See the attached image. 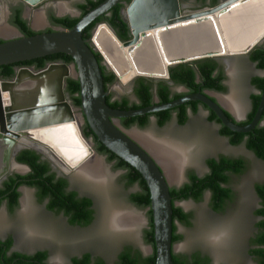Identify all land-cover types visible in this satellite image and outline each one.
Instances as JSON below:
<instances>
[{
	"label": "water",
	"instance_id": "water-1",
	"mask_svg": "<svg viewBox=\"0 0 264 264\" xmlns=\"http://www.w3.org/2000/svg\"><path fill=\"white\" fill-rule=\"evenodd\" d=\"M22 1L29 7H35L46 0ZM122 1L104 0L83 16L78 9L74 10L77 13L75 17L80 19L71 30L60 28L0 42V66L59 53L72 57L74 78L78 79L80 85L81 115L84 122L100 142L143 176L150 191L149 209L152 213L156 264H175L172 259L176 249L173 244V201L170 193L173 184L163 166L129 135L127 129L120 124V119L155 114L199 101L217 116L221 125L233 132L247 133L258 125H263L264 91L256 113L248 124H241L233 116L230 118L228 108L208 91L187 93L166 103H160L155 96V101L147 107L115 109L107 103L109 91L105 89L95 53L102 55L103 64L114 72L118 82L123 85H129L138 77L169 80L170 69L180 63L246 55L261 45L264 41V0H220L216 6L191 12L182 10L180 0H132L123 10L124 18L129 23L130 40L121 41L114 29L103 22L94 28L91 41L87 42L83 38L85 30ZM3 9L0 0V24L3 22ZM13 28L20 32L16 27ZM50 65L58 64L50 63L37 72L44 71ZM59 66L67 68L68 65L61 63ZM0 82L12 81L0 77ZM64 86L65 81L63 92ZM63 97L64 105L71 106L66 100L65 92ZM31 110L44 109L22 110L19 113ZM19 113L13 111L10 101L3 99L0 90V139L6 145L4 156L0 160V167L4 165L0 168V180L13 169V165L23 166L29 171L27 165L16 159L17 151L24 147L16 146V143L25 139L17 131L32 126L24 121L16 125L15 119ZM25 145L36 151H43V147L32 140L25 142ZM255 157L258 158L256 155ZM175 205L179 206L177 202ZM34 251L27 249L25 252L30 254Z\"/></svg>",
	"mask_w": 264,
	"mask_h": 264
},
{
	"label": "rangeland",
	"instance_id": "rangeland-1",
	"mask_svg": "<svg viewBox=\"0 0 264 264\" xmlns=\"http://www.w3.org/2000/svg\"><path fill=\"white\" fill-rule=\"evenodd\" d=\"M79 1L49 0L44 7L31 9L30 12H34L36 15L40 14L41 23L39 26L33 25L28 15L29 11L25 10L24 18L35 31H43L48 28L57 30L60 28L52 27L48 20V13L59 14V3H65L69 10L60 15L77 16L74 10H77L76 4ZM207 7H210L209 2L203 5L197 1H189L184 3L183 9L186 12H191ZM3 15L2 23H7L9 27L13 28L10 23L8 7L3 9ZM21 35L20 32L12 34L11 37L0 35V39H14ZM54 64L61 65L59 62ZM67 68H74V66L73 64L68 65ZM24 69L31 70L26 67ZM227 70L230 71L229 68ZM233 71L230 79L226 77L229 83L228 91L224 94L215 92H211V94L239 117L242 109L246 110L249 106V95L255 91L251 86L250 79L259 71L255 70L246 55H242L236 60ZM74 76V73L65 76L64 81L68 77L74 78ZM14 79L8 81H14ZM128 86L117 82L110 87V91L114 94L115 99L128 97L131 101H136ZM173 88L176 92H185L180 86H173ZM232 94L240 104L239 110H235L223 101ZM66 100L76 113L82 114L80 108L73 106L70 98L66 96ZM205 111L203 109L200 114L191 115L189 123L185 126L177 125L176 120H173L161 128L152 120L145 128L134 126L127 129V132L157 159L168 178V167L159 159V154H163L164 157L168 155L170 160L179 162L182 155H178L173 150L177 148L183 150L185 160L182 163L183 167L181 166V175L172 182L175 187L182 186L186 182L187 171L197 168L201 173L206 172L204 160L208 156L241 157L247 161L246 171L239 176H233L231 180L234 199L223 211L216 212L211 207L209 193L200 202L194 200L177 202L186 212L192 214V224L185 226L178 223V231L183 235V239L175 244V249L178 254L199 252L202 255L211 256L214 258L213 264H256L250 258L249 250L251 239L256 230V210L260 203L254 188L256 184L264 183V161L256 158L254 153L243 144L238 146L229 144L228 139L218 133L219 125L207 121V112ZM84 139L91 142V147L99 158L104 157L96 151L93 140L85 137ZM100 159L103 165L101 172L103 171L104 179L102 182H97L83 177L76 171L65 174L45 155V161L53 164L56 172L72 178L74 189L94 199L97 220L92 227L87 230L70 227L62 216L46 212L44 206L37 201L35 192L31 188L23 187L21 189L22 203L18 209L14 213H10L6 208L0 210V234H13L16 238H21V242L18 243L21 250L35 248L49 251L50 264H70V257L83 250L96 252L103 256L108 264H116L117 254L129 246L140 249L145 255L151 254L152 248L146 244L143 237L149 221L148 211L137 207L129 200L130 193L136 191L137 188H126L121 180L122 172L115 170L113 163H109L105 157L104 160ZM14 172L25 173L26 169L21 166ZM115 213L129 214L135 218L136 222H132L128 228H113L111 220Z\"/></svg>",
	"mask_w": 264,
	"mask_h": 264
},
{
	"label": "trees",
	"instance_id": "trees-1",
	"mask_svg": "<svg viewBox=\"0 0 264 264\" xmlns=\"http://www.w3.org/2000/svg\"><path fill=\"white\" fill-rule=\"evenodd\" d=\"M104 0H86L79 3L76 8L80 11L81 16L88 13ZM128 4L132 0H125ZM185 1V0H181ZM203 5L208 0H197ZM210 7L216 6L219 0H209ZM123 5L118 4L112 8L107 14L96 19L84 32L83 38L90 43L94 28L100 23L110 25L118 38L125 42L131 39L129 33V23L122 15ZM23 5L13 7L10 23L16 27L23 36H32L43 31H34L28 25V22L22 16ZM80 17H57L53 13L48 14V20L52 27H59L71 30L79 21ZM46 32L53 31V28L44 30ZM4 40H0L3 42ZM101 67L105 89L109 88L117 81V76L113 71L109 70L103 64V57L99 52L95 53ZM250 58L256 63L257 68L264 70V45L256 46L250 52ZM64 63L66 65L74 64V60L67 54H54L30 61L19 62L0 66V77L3 80H11L16 76V66H34L36 70L46 68L49 63ZM225 73L216 58H205L201 60L180 63L170 69L169 80H155L152 78L138 77L135 79L134 94L137 101L131 102L127 97L122 99H113L112 94L107 96V103L110 107L120 110L138 109L150 106L154 102L156 95L160 103H166L179 98L186 93L171 92L168 81L176 85L184 86L188 93L204 92L206 90L225 93L227 87L224 85ZM252 84L259 93L252 95V111L249 113L246 121L241 124H248L252 121L256 110L259 106L261 94L264 91V76H255ZM65 92L69 95L73 106L81 108L80 85L78 79L68 77L65 81ZM202 105L199 101L186 103L182 106L171 110L158 112L155 114H146L136 117L120 119V124L125 129L133 126L145 128L150 117H155L157 123L162 126L168 122L173 113L179 124H184L188 118V109L194 113L198 107ZM229 115V113H227ZM229 117H231L229 115ZM264 119V113L262 116ZM209 120L220 124L219 133L228 139L233 146L245 145V147L254 153L258 159L264 161V126H257L247 133L233 132L224 125H221L217 116L210 111ZM83 134L86 138H92L95 143L96 151L103 155L109 163H113V168L122 172L121 180L128 189L137 188L129 195L131 203L142 209H149L151 206L150 191L143 176L129 163L118 157L110 151L98 138L94 135L89 125L86 123L83 128ZM17 161L21 164L29 166L30 171L25 174H15L10 176L0 189V195L4 196L7 201V208L10 213H14L19 206V198L21 193L18 191L20 186H28L36 189V196L39 203L46 202L49 210L56 214L63 213L72 224L88 225L94 218V210L92 209V200L89 198L79 197L75 191L67 190V180L65 178H57L56 173L51 171L49 162L41 160L40 154L31 149L22 150L17 155ZM209 172L199 177L193 171L188 174V181L180 187H171L170 193L173 201V244L180 242L183 235L177 232V224L185 226L192 224V214L186 212L181 206H176L178 201L194 200L200 202L207 193L210 194L211 207L216 212L223 211L226 206L234 199V192L231 188V180L233 176L243 174L247 169V161L241 157H229L220 155L218 158H211L207 161ZM256 193L260 199L259 207L256 210V232L250 243V254L256 264H264V183L255 185ZM3 200H0V205ZM149 226L145 230L144 239L147 245L153 247V252L149 255H143L139 249L134 247H126L119 254L117 264H156V251L154 232L152 224V213L148 210ZM13 243L12 237H8L4 241H0V264H48L47 251H38L34 254H25L20 252H11ZM172 259L175 264H211L209 256H203L199 252H195L192 257L182 254L173 253ZM72 264H105L102 259L92 262L90 254H86L80 258L74 257Z\"/></svg>",
	"mask_w": 264,
	"mask_h": 264
},
{
	"label": "bare ground",
	"instance_id": "bare-ground-1",
	"mask_svg": "<svg viewBox=\"0 0 264 264\" xmlns=\"http://www.w3.org/2000/svg\"><path fill=\"white\" fill-rule=\"evenodd\" d=\"M68 10L65 3H59V14ZM28 15L34 26L40 25V14L37 13L36 15V13L29 11ZM17 32L15 28L9 27L7 23L0 24V35L2 36L11 37L12 34ZM73 73V68L67 69L59 65H50L41 72L22 69L14 81L9 83L0 82V90L3 99L10 101L11 107L15 112L19 113L22 110L37 108L44 109L31 110L24 114L19 113L15 119L16 125L22 124L23 121L27 125H32L17 131L18 134H21L26 139L23 141L29 142V140H32L41 145L44 150L47 149L52 153L50 157H53L55 162L61 164L63 169L75 170L87 179L102 182L104 179L103 171L101 172L103 165L100 158L102 157L99 158L92 149L90 142H86L82 136L80 130L81 116L73 110V107L64 105V77ZM223 101L228 106L235 108V110L240 109V104L233 94L226 97ZM5 150L6 145L0 139V160L1 156H4L3 152ZM173 151L180 156L182 155L179 162L170 160L168 155L164 157L163 154L158 153L159 159L168 167L171 183L176 181L177 177L181 175L182 163L185 160L181 148ZM45 152L47 151L45 150ZM1 166L0 168L2 169L4 165ZM20 167L13 165V169L18 170ZM134 221L135 218L129 214L115 213L113 214L111 225L113 228L123 229L130 227Z\"/></svg>",
	"mask_w": 264,
	"mask_h": 264
},
{
	"label": "flooded vegetation",
	"instance_id": "flooded-vegetation-1",
	"mask_svg": "<svg viewBox=\"0 0 264 264\" xmlns=\"http://www.w3.org/2000/svg\"><path fill=\"white\" fill-rule=\"evenodd\" d=\"M47 1H49V0H46V1H44L43 3H41V4H39V5H37V6H35V7H44L45 6V3L47 2ZM86 0H80L77 4H79V3H84ZM189 1H197V0H185V1H181L180 0V2H181V6H182V10L184 11V9H183V6H184V3L185 2H189ZM198 2V1H197ZM207 2H209V0L207 1ZM122 5H123V9H122V15H123V10L124 9H126L127 8V5H129L128 3H127V1H125V0H123L122 2ZM219 3H220V0H219ZM218 3V4H219ZM1 4L3 5V8H5V7H8L9 9H10V17L12 16V9H13V7H15V6H18V5H20V4H22L23 5V14H22V16H23V18H24V12H25V10L28 12V11H31V9H34L35 7H29L27 4H25L22 0H1ZM76 4V5H77ZM184 12H186V11H184ZM49 14V13H48ZM54 14V13H53ZM55 16H57V17H64L63 15H61V16H58V14H54ZM71 17H75V16H71ZM123 17H124V15H123ZM29 25V24H28ZM30 27V26H29ZM31 28V27H30ZM57 28H59V27H57ZM32 29V28H31ZM34 30V29H33ZM35 31V30H34ZM44 31V30H43ZM0 40H4V39H0ZM264 45V41L261 43V45L260 46H263ZM250 53H248V54H246V56H247V59H248V61L251 63V64H253V66H254V68H255V70H257V71H259V73L258 74H256V75H254L253 77H255V76H264V70H260V69H258L257 68V65H256V63L255 62H253L252 60H251V58H250V55H249ZM240 56H242V55H237V56H228V57H221V58H219V59H216L217 61H218V63L220 64V66L222 67V69L224 70V73H225V80H224V85L227 87V85L229 84L228 82H227V80H226V77L227 78H231V75H233V67L235 66V63H236V60L240 57ZM50 64V63H49ZM48 64V65H49ZM47 65V66H48ZM46 66V67H47ZM30 68V69H33L34 71H39V70H36L35 69V67L34 66H21V65H19V66H16L15 67V71H16V74H17V71L18 70H20V69H22V68ZM227 68H229L230 69V71L229 72H231L232 74H230L229 72H228V70H227ZM42 70V69H41ZM32 71V70H31ZM253 77L250 79V83H251V86L254 88V92L253 93H251L250 95H249V106H248V108L246 109V110H244V109H242V111H241V113L239 114L240 116L239 117H241V118H239L236 114H234L232 111H230L229 109V115L232 117H235V118H237L241 123L242 122H244V121H246L247 120V118H248V115H249V113L252 111V95L253 94H255V93H259L257 90H256V88L253 86V84H252V79H253ZM15 78V77H14ZM13 78V79H14ZM12 80V79H11ZM118 82V80L115 82V83H117ZM114 83V84H115ZM134 84H135V80H134V82H132V83H130L129 84V86L128 87H130L131 88V90H132V92H133V94H134V91H133V89H134ZM168 84H169V86H170V89H171V92L173 93V94H176V93H188V90L184 87V86H181V85H176V84H174L173 82H171V81H168ZM173 86H180V87H182L184 90H185V92H176V91H174V88H173ZM229 86V85H228ZM64 90H65V88H64ZM109 93H111L112 94V97H113V99H115L114 98V94L110 91V88H109ZM206 91H208V92H215V91H209V90H206ZM206 91H204V92H206ZM227 91H228V89H227ZM226 91V92H227ZM225 92V93H226ZM215 93H219V92H215ZM65 94H66V92H65ZM219 94H224V93H219ZM66 96L68 97V98H70L69 97V95L68 94H66ZM155 96L156 95H154V101H155ZM134 97L136 98V101H137V97H136V95L134 94ZM123 98V97H122ZM122 98H120V99H122ZM128 98V97H127ZM157 98V97H156ZM129 99V98H128ZM130 100V99H129ZM131 101V100H130ZM131 102H134V101H131ZM201 103V102H200ZM202 104V103H201ZM81 109V108H80ZM203 109H205L206 111L205 112H207V121L208 122H212V121H210L209 120V115H210V111H208V109H207V107L205 106V105H200L199 107H198V110L194 113L191 109H188V118H187V120H186V122L184 123V124H179V122H178V120H177V118H176V113H173V115H172V117H171V119L168 121V122H166L164 125H162V126H160L158 123H157V119L155 118V117H150V121H152V120H154L155 121V123H156V125L158 126V127H165L167 124H169L171 121H173V120H176V123H177V125H180V126H185V125H187L188 123H189V121H190V116L191 115H198V114H200L202 111H203ZM73 110L75 111V109L73 108ZM76 112V111H75ZM77 114H79V113H77ZM80 116H81V119H82V123H81V128H80V130L82 129V131H81V133H82V136L83 137H85L84 136V134H83V128H84V126H85V124H86V122H84V119H83V116L81 115V114H79ZM230 117V118H231ZM264 121V119H262V122ZM150 123V122H149ZM216 123V122H215ZM83 124H84V126H83ZM216 124H218V123H216ZM219 125V129H218V133H219V130H220V124H218ZM258 126H264V125H258ZM134 127V126H133ZM138 127V126H137ZM220 134V133H219ZM86 138V137H85ZM91 140H92V138H90ZM86 141V140H85ZM87 142V141H86ZM88 142H90V141H88ZM229 142V141H228ZM90 144H91V142H90ZM19 145V147L20 146H24L23 148H20L18 151H17V155L22 151V150H25V149H31V148H29V147H27L26 145H25V141H17V143H16V146H18ZM31 150H34V149H31ZM43 151H36V150H34V151H36L38 154H40V156H41V160H43V161H45V155L47 156V157H49L57 166H59L60 168H61V170L65 173V174H67V173H72L71 171H73V173L75 172V170H65V169H63V167L61 166V164H59V163H57V162H55L54 161V159H53V157H50V156H52V153L51 152H49L47 149H45L47 152H45V150H44V148L42 149ZM17 155H16V159H17ZM220 155H217V156H208V157H206L205 158V160H204V164H205V166H206V172H204V173H201L200 172V170L199 169H197V168H195L194 170H192L197 176H199V177H202V176H204L206 173H208L209 172V168H208V164H207V161L209 160V159H211V158H218ZM50 164V163H49ZM23 165H25V164H23ZM29 167V166H28ZM50 167H51V171L52 172H55L56 173V176H57V178H60V177H62V178H65L66 180H67V182H68V184H67V190L68 191H75L76 193H77V195L79 196V197H84V198H89V199H91L92 200V209L94 210V218H93V220H92V222L90 223V224H88V225H81V224H72V223H70V221H69V219L63 214V213H61V214H56L55 212H53V211H51V210H49L48 208H47V206H46V202H44V203H41L43 206H44V209H45V211L46 212H49V213H51V214H54V215H57V216H62L63 217V219L67 222V224L70 226V227H72V228H76V229H81V230H87V228H90V227H92V225L96 222V220H97V214H96V209H95V201H94V199L91 197V196H89V195H87V194H83L81 191H79V190H77V189H74L73 187H72V178L71 177H69V176H67V175H61L59 172H56L55 171V167H54V165L53 164H50ZM25 169V168H24ZM15 170H17V169H12V170H10L6 175H5V177L4 178H2L1 180H0V189H2L3 188V184H4V182L10 177V176H13V175H15V174H21V175H25V174H27L29 171H30V168H29V171H26L25 173H18V172H14ZM191 171V170H190ZM190 171H187L186 172V182L188 181V174H189V172ZM185 182V183H186ZM23 187H28V186H20L19 188H18V191L21 193V189L23 188ZM29 188H31L34 192H35V196H36V189H34V188H32V187H29ZM254 190H255V188H254ZM255 193H256V190H255ZM256 195H257V193H256ZM21 197H22V194L20 195V198H19V206L21 205ZM257 197H258V195H257ZM36 199H37V196H36ZM0 200H3L2 201V203H1V205H0V210L1 209H7L8 210V208H7V201L6 200H4V196H2V195H0ZM258 200H259V197H258ZM38 201V200H37ZM259 202H260V200H259ZM18 206V207H19ZM18 207H17V209H18ZM16 209V210H17ZM15 210V211H16ZM147 211H148V209H146ZM9 211V210H8ZM149 218V217H148ZM257 221H258V218H257ZM257 223V222H256ZM148 226H149V221H148ZM148 226L146 227V229L148 228ZM177 232L179 233V231H178V224H177ZM255 232H256V230H255ZM145 234V233H144ZM255 234V233H254ZM12 237V239H13V243H12V246H11V249H10V251L11 252H20V253H25V254H27L25 251L26 250H21V247H20V245H18V243H20L21 242V238H16V236L15 235H13V234H5V235H2V234H0V241H4V240H6L8 237ZM144 237V236H143ZM145 240V239H144ZM151 246V245H150ZM151 248H153L152 246H151ZM35 251L33 252V253H30V254H34V253H36V252H38V251H47V250H44V249H35V248H33ZM140 250V249H139ZM141 251V250H140ZM48 252V257H47V263L48 264H50V260H51V255H50V253H49V251H47ZM142 252V251H141ZM121 252H119L118 254H117V260H116V264L118 263V261H119V254H120ZM175 253H176V251H175ZM86 254H90V257H91V259H92V262H94V261H96L97 259H102L103 261H104V263L105 264H108V262H107V260L103 257V256H101V255H99V254H97L96 252H94V251H91V250H83L81 253H79V254H77V255H72L71 257H70V261H69V263L70 264H72V259L74 258V257H78V258H80V257H82V256H84V255H86ZM143 254V253H142ZM194 253H190V254H182V255H185V256H188V257H192V255H193ZM143 255H145V254H143ZM203 256H208V255H203ZM249 256H250V258H252L253 259V257L251 256V254H250V250H249ZM209 258L211 259V264H213V262H214V258H212L211 256H209ZM254 260V259H253Z\"/></svg>",
	"mask_w": 264,
	"mask_h": 264
}]
</instances>
